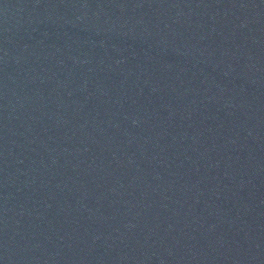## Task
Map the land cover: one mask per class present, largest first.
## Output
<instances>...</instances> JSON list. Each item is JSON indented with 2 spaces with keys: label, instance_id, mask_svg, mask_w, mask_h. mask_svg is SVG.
<instances>
[{
  "label": "water",
  "instance_id": "water-1",
  "mask_svg": "<svg viewBox=\"0 0 264 264\" xmlns=\"http://www.w3.org/2000/svg\"><path fill=\"white\" fill-rule=\"evenodd\" d=\"M0 264H264V0H0Z\"/></svg>",
  "mask_w": 264,
  "mask_h": 264
}]
</instances>
